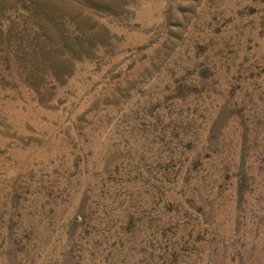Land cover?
I'll list each match as a JSON object with an SVG mask.
<instances>
[{"label": "rangeland", "instance_id": "374dc122", "mask_svg": "<svg viewBox=\"0 0 264 264\" xmlns=\"http://www.w3.org/2000/svg\"><path fill=\"white\" fill-rule=\"evenodd\" d=\"M0 264H264V0H0Z\"/></svg>", "mask_w": 264, "mask_h": 264}]
</instances>
